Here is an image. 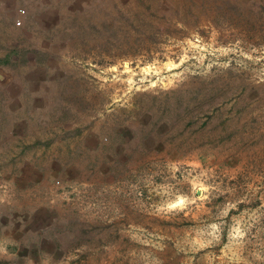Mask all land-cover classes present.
Returning <instances> with one entry per match:
<instances>
[{"label":"rangeland","instance_id":"rangeland-1","mask_svg":"<svg viewBox=\"0 0 264 264\" xmlns=\"http://www.w3.org/2000/svg\"><path fill=\"white\" fill-rule=\"evenodd\" d=\"M44 41L63 79L27 147L101 144L53 205L19 194L0 264H264V0H65Z\"/></svg>","mask_w":264,"mask_h":264},{"label":"crops","instance_id":"crops-1","mask_svg":"<svg viewBox=\"0 0 264 264\" xmlns=\"http://www.w3.org/2000/svg\"><path fill=\"white\" fill-rule=\"evenodd\" d=\"M64 1L0 0V65H19L20 59L28 64L23 75L19 72L7 76L0 74V104L3 98L5 113L8 112V97H14L18 102L20 97L30 98L11 109L14 120L10 125L7 121L0 122L4 135L0 137V210L4 211L0 215L1 242L5 243L4 249H17V253L19 235L15 233H19V225L16 232L13 230L14 221L6 222L3 218L19 220V208L28 207L19 205V194L31 193L33 212L53 205L58 192H65L78 184L85 169L83 155L86 151L96 153L101 144L97 140L90 142L87 133L78 140V149L66 142L55 141L43 148L27 147L33 142L34 131L39 129L36 113L49 107L45 99L43 104L36 101L51 96L54 83L63 79V76L59 78L51 74L54 66L51 60L57 44L44 41V38L60 28ZM9 135L15 142V148L10 152L7 150Z\"/></svg>","mask_w":264,"mask_h":264},{"label":"built area","instance_id":"built-area-1","mask_svg":"<svg viewBox=\"0 0 264 264\" xmlns=\"http://www.w3.org/2000/svg\"><path fill=\"white\" fill-rule=\"evenodd\" d=\"M24 12V10H22Z\"/></svg>","mask_w":264,"mask_h":264}]
</instances>
